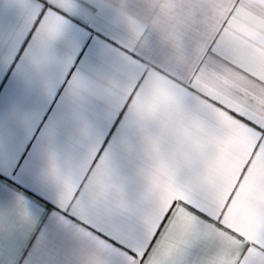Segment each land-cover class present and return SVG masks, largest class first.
I'll return each instance as SVG.
<instances>
[{
    "label": "crops",
    "instance_id": "obj_1",
    "mask_svg": "<svg viewBox=\"0 0 264 264\" xmlns=\"http://www.w3.org/2000/svg\"><path fill=\"white\" fill-rule=\"evenodd\" d=\"M6 72L0 264H264V0H0Z\"/></svg>",
    "mask_w": 264,
    "mask_h": 264
},
{
    "label": "snow or ice",
    "instance_id": "obj_2",
    "mask_svg": "<svg viewBox=\"0 0 264 264\" xmlns=\"http://www.w3.org/2000/svg\"><path fill=\"white\" fill-rule=\"evenodd\" d=\"M12 73L6 72L3 77H0V95L7 92L9 86L12 84ZM0 179L7 180L9 177L0 174ZM15 183V181H13Z\"/></svg>",
    "mask_w": 264,
    "mask_h": 264
}]
</instances>
